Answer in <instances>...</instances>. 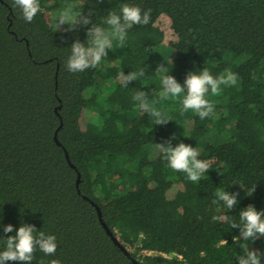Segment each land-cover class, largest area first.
Listing matches in <instances>:
<instances>
[{
	"label": "trees",
	"instance_id": "16d2710c",
	"mask_svg": "<svg viewBox=\"0 0 264 264\" xmlns=\"http://www.w3.org/2000/svg\"><path fill=\"white\" fill-rule=\"evenodd\" d=\"M78 2L104 27L124 3L151 9V19L128 30L123 48L114 41L97 67L72 73L71 45L92 25L59 30L64 0H40L31 23L0 0V251L16 235L3 226L27 223L58 244L54 256L37 249L32 264H238L248 249L264 253V237L235 241L240 230L231 226L250 204L264 210V0ZM161 63L181 84L204 68L237 81L209 92L214 112L202 120L181 113L186 93L160 99ZM141 68L144 77L119 79ZM137 90L170 121L155 125L133 100ZM169 141L190 144L210 164L201 180L169 167L159 146ZM218 189L239 192V203L230 211L213 204Z\"/></svg>",
	"mask_w": 264,
	"mask_h": 264
},
{
	"label": "clouds",
	"instance_id": "9594fccd",
	"mask_svg": "<svg viewBox=\"0 0 264 264\" xmlns=\"http://www.w3.org/2000/svg\"><path fill=\"white\" fill-rule=\"evenodd\" d=\"M12 7L18 8L21 12V18L31 23L36 15L41 11L40 0H12ZM82 5L78 0H64V4L57 12L55 20L56 26L60 30L62 25H68V31L75 30L79 26H92L87 30V40L81 42L77 39L71 45V53L67 58L65 67L69 72H83L89 68L97 67L101 60L108 56V50L113 48V42H118V46L123 48L127 41L128 30L133 25H147L151 19V9L142 12L137 5L124 3L120 5L119 12L110 11L107 15L104 27L98 23H92L93 12L84 14L79 9ZM160 79L162 91L160 99L179 98L182 94L181 113L192 110L203 120L214 112L213 103L207 99V95L219 94L221 85H235L237 81L236 74L226 71L218 77L214 76L208 68L202 71L190 72L183 84L169 74L168 67L161 63L155 71ZM145 76L143 68L138 71H132L125 75L119 74L125 85L136 81ZM133 100L143 112L148 113L153 119L155 125H163L170 121L167 114L158 109L156 101L149 102L147 94L144 91L137 90L133 95ZM160 151L167 160L169 167L176 172H183L192 182L201 180L205 173L210 169V164L199 159L198 150L190 144L183 142L172 146L171 142L159 144ZM255 191V189H254ZM213 204L223 202L230 211L239 203V192H229L224 189H218L214 193ZM240 223H232V228H239L240 235L234 240L242 239L245 241H255L264 237V210L258 211L255 205H248L239 213ZM213 221H224L227 219L224 215L213 216ZM16 231V235L4 238V250L0 251V264L8 262H19V264H32L34 254L37 249L46 256H54L58 247L57 237L52 234H46L43 230L38 231L34 225L22 223L18 230L8 224L3 226L5 234ZM264 253L259 250L248 249L245 255L238 257V264H262ZM43 264V262H41ZM50 264H61L59 259L51 260Z\"/></svg>",
	"mask_w": 264,
	"mask_h": 264
},
{
	"label": "water",
	"instance_id": "95a60500",
	"mask_svg": "<svg viewBox=\"0 0 264 264\" xmlns=\"http://www.w3.org/2000/svg\"><path fill=\"white\" fill-rule=\"evenodd\" d=\"M96 207L98 209L102 225L106 228L107 232L111 235V237L113 238L114 242L117 243L118 245H120L127 252L126 248L119 242V239L113 234V232L109 229V227L107 226V224L103 220L102 212H101L99 206L96 205Z\"/></svg>",
	"mask_w": 264,
	"mask_h": 264
},
{
	"label": "rangeland",
	"instance_id": "374dc122",
	"mask_svg": "<svg viewBox=\"0 0 264 264\" xmlns=\"http://www.w3.org/2000/svg\"><path fill=\"white\" fill-rule=\"evenodd\" d=\"M44 2H46V3H48V5H52L54 2H55V0H44ZM223 52L224 51H221V50H216L215 52H214V54L217 56V55H222V56H224L225 55V57H221L222 58V60H224L226 63H230L231 61H230V59H231V57H229V55L227 54V53H225V54H223ZM222 60H220V61H222ZM228 60V61H227Z\"/></svg>",
	"mask_w": 264,
	"mask_h": 264
},
{
	"label": "bare ground",
	"instance_id": "6f19581e",
	"mask_svg": "<svg viewBox=\"0 0 264 264\" xmlns=\"http://www.w3.org/2000/svg\"><path fill=\"white\" fill-rule=\"evenodd\" d=\"M131 248V247H130ZM132 249V248H131ZM129 251V250H128ZM166 253V252H165ZM158 255V254H157ZM170 255H172V254H170ZM141 256V255H140ZM163 256V255H162ZM175 256H176V254H175Z\"/></svg>",
	"mask_w": 264,
	"mask_h": 264
},
{
	"label": "built area",
	"instance_id": "2783aa9c",
	"mask_svg": "<svg viewBox=\"0 0 264 264\" xmlns=\"http://www.w3.org/2000/svg\"><path fill=\"white\" fill-rule=\"evenodd\" d=\"M148 254H152V252H149Z\"/></svg>",
	"mask_w": 264,
	"mask_h": 264
}]
</instances>
